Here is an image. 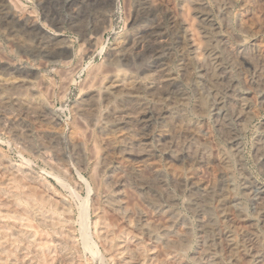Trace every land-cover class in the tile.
<instances>
[{"label":"bare ground","instance_id":"obj_1","mask_svg":"<svg viewBox=\"0 0 264 264\" xmlns=\"http://www.w3.org/2000/svg\"><path fill=\"white\" fill-rule=\"evenodd\" d=\"M14 1L0 0V19L12 20L30 30L35 24L34 18L31 17L33 13L22 11ZM117 1L114 0L110 10L103 12L102 26L97 32H87L88 24L76 21V18L72 19L71 23L75 30L83 31L82 43L86 47L84 55L90 54L97 46L99 32L106 29L110 19L117 13ZM209 1L216 5L215 9L217 7L221 24L215 20L213 9L211 10L207 5L208 0H176L175 7L181 12L187 10L191 16L190 21L180 18L179 24L183 28L182 37L184 35L186 45L193 55L188 61L197 72L196 81L200 86L199 108L206 110L214 119L212 122L215 123L225 143V149L219 147L207 129L204 131L186 123L183 117L175 116L168 110L155 113L142 108L140 103L143 97L155 99L156 94L160 97L170 91L172 81L168 78L161 80L156 94L154 89V91L149 90L143 93L139 87L134 86V83L133 85L124 82L122 84V81L117 79L115 69L109 70L106 75L109 79L108 84L102 85L104 81H101L102 76L100 80L91 78L88 83L85 82L88 88L91 86L90 90H87L86 100L84 99L85 102L88 99L87 104L83 101L87 110L76 111L74 122L67 125L68 128L65 131H62L63 125L58 116L50 113L48 105L39 106L37 109L36 106H30V103L23 105L22 114L24 118L34 122L35 127L26 125L20 128L12 119V111L10 113L8 109L9 103L0 99L2 101L0 120L5 122L0 125V128L9 135H15L18 143L26 149L29 148L32 128L44 136L41 143L38 139L36 142L40 143L38 148L42 154H50L51 159L47 160V163L57 174L56 181L62 183L65 172H69L72 168L83 172L90 161L94 162L90 183H86L88 201L87 199L85 201L88 204L80 203L82 206H79L77 224L83 240L82 246L90 253L95 264L103 263L93 241L98 249L105 252L111 264H264V186L249 178L244 172L242 157L244 130L251 124L257 107H264V25L252 7L253 4L251 5L252 0ZM162 3L164 4V0H139L136 7L134 6L135 17L129 24L132 28L138 13L145 21L139 29L130 32L132 36L142 33L143 37L146 35L150 42L151 39L159 41L165 35ZM74 5L72 2L69 9L72 10ZM236 5L239 7L238 29L241 30L242 36L245 35L251 39L249 49L245 48L241 36L232 31L229 25L230 10ZM72 15L75 16V14ZM97 21L98 17L96 18L95 15L91 23L94 24ZM5 26L1 25V38L17 49L30 50L36 55L50 57L54 54L65 57L70 53L71 44L65 41L60 33H52L40 26L41 35L36 36L32 42L27 40L28 42L25 43L13 28ZM121 40L118 37L115 38L111 46L114 54L122 52L124 45L128 43V40L127 42L124 39ZM114 54L113 56L116 55ZM4 58L5 56L2 59ZM114 58L116 60V57ZM188 58L189 56L186 59ZM64 76L62 87H65L69 81L67 77L69 75ZM3 77L0 76V89L10 85H31L41 94L52 91L54 84L52 80V82L49 80L50 78L45 77L39 78L37 82L19 76L10 79ZM97 98L104 107L113 104L115 108L98 111L97 108L100 106L97 108L95 106ZM47 104L50 105L49 102ZM262 130L263 133H260L261 135L255 140L254 155L258 165L264 167V124ZM90 142L94 147L90 146V148L95 150H93L94 153L92 151L89 154L90 150L88 148L87 151V146ZM210 149L212 153L209 152ZM231 160L241 171L244 180L243 185L241 184V192L244 196H249L254 204H252L253 215L246 213L242 199L235 193ZM61 177H63L62 181ZM9 181L14 185L12 179ZM16 186L13 188V190L16 189L15 193L20 185ZM21 189L19 187V190ZM73 193L75 192L71 194ZM127 195L132 199H130L132 201L130 205L125 200ZM40 196L37 200L30 198L33 202L29 203V209L39 216L40 223H44L45 226L48 223L60 229L55 238V241L60 243L59 246L68 243L71 232L74 230L70 210L68 211L67 206L60 201L50 203L45 197ZM74 198L76 199L75 196ZM14 199L11 200H18V198ZM12 205L11 207H14L15 204ZM181 205L190 214L194 223H191L186 212L182 211ZM47 207L48 210L45 209ZM44 209L49 212V214L47 212L48 215L44 214ZM106 214L111 215V220L107 219ZM13 216L14 214L11 217ZM22 218L19 214L14 217L18 227L12 229L11 235L10 228L7 229L10 236L27 235L29 238L28 234L32 232L29 230L32 228L29 221L30 227L27 222L26 225L23 223ZM19 220L22 221L20 225ZM115 221L122 222L125 228L117 230ZM3 232L4 235L5 232ZM4 241L1 242L4 244ZM33 242L36 243L34 240ZM36 245L34 244V247ZM37 247L41 249L39 245ZM2 248L0 245V264L5 263L1 257L4 251ZM62 249H59L57 255L55 254L58 262L82 264L77 260L73 262L72 252ZM28 264H31V261Z\"/></svg>","mask_w":264,"mask_h":264},{"label":"rangeland","instance_id":"obj_2","mask_svg":"<svg viewBox=\"0 0 264 264\" xmlns=\"http://www.w3.org/2000/svg\"><path fill=\"white\" fill-rule=\"evenodd\" d=\"M165 1H166V4H165ZM175 1L176 0H164L165 5L162 3V8H163L162 10L165 15V21H164L165 26L163 28L164 30H166L164 32L165 35L162 38H160L159 41L156 39L152 40L150 38L151 40L149 42V39L145 34H144L145 37H143L142 33H138L136 36H132V33H130L132 30L139 29L142 26V23L145 21L143 16L138 13L137 14L138 16L136 15L135 23L132 24V28H131V25L129 24L132 21V19L135 17L134 16L135 7H136L135 5H137L139 0H128V1L118 0L116 3L117 13L110 19L109 21L110 23L107 25L106 29L103 30L102 32H99V36H98L99 39H98L97 46L95 47V49H93V51L90 54L84 55L86 54L85 53L86 47L82 43V36H83L82 32L83 31L75 30V27L71 23L72 19L76 18L77 19L76 21H80L81 23L88 24L89 28L87 29V32H97L100 30L102 26L101 22L103 21L101 20H102L103 12L110 10V8L114 4V0H37V1L35 0H15L14 3L16 2L15 4L16 5L18 4L17 7L19 6L20 7V8L18 7L19 9H21L22 11L24 10V12L31 11L30 14L33 13L31 14V17L32 19L34 18L33 19L35 22L34 26H32L31 29L29 30V29H26L20 23L18 25L16 22L12 20L6 19L5 21V19H0V28H1V25L3 26L6 25L5 27L7 28L9 27L13 28L19 34L22 41L27 43L28 41L32 42L36 36L41 35V29H40V26H41L52 33L62 34L65 41L71 44L70 45L71 50H70V53L65 57L60 54H54L51 57L45 56V55H38V54L36 55L34 54V52L32 53V51L30 50L17 49L16 47L4 41L0 36V43H1L0 44V55L4 54L2 57L0 56V76L2 77L5 76L3 77L5 79L15 78L19 76L21 78H24V79H27L33 82H37L39 81L38 80L39 78L42 79V77L43 78L45 77V78H50L49 80L50 81L52 80L53 82L52 81L51 82L54 83L52 86V91L50 90L51 92L49 91L48 93L45 92L41 94L40 92H37L35 88L31 85H18V86L10 85V86L0 89V99H3L4 101H7L9 103L8 109L10 113L12 111L11 116H12L13 121L17 123L18 127L20 128L26 125H30L33 127L34 122L32 123V121L28 120V118H24L25 116H23L22 114L23 105L30 103L29 104L30 106H33V107L36 106L35 108L37 109H39L38 108L39 106L41 107V106L48 105L50 113L55 115L56 117L58 116L57 118L60 119V122L63 125L62 131H65L68 128L69 124H71V122H74L76 111L87 110L85 109L86 108L85 105L87 104L88 99H87V102H85V100L88 94L87 90H90V87H91L90 86L88 88L86 86L88 81L91 78H96L100 80L103 77L101 81L104 80L105 82L102 81V85L108 84L109 79L107 78L106 75H108L109 70L115 69L117 72V79L122 81L121 82L122 84L134 83V86H137L136 88L139 87V89L143 93H146L147 91L153 90V89L155 90V94L158 93L156 90L159 88L161 80H166L168 78V80L172 81L171 89L168 92L169 94L167 93L168 95L167 94L160 95V97L156 94L155 95L156 100L152 98H148L146 96L143 97L140 103L142 108L149 109L151 111H154L155 113L168 110L174 113L175 116H179L181 118L183 117L184 122L192 124L193 126L201 130H204V131L205 129H207V131L210 132L211 135L214 137L219 147H222L223 149H225L226 148L225 143L220 137V134L217 128L215 127V123H213L214 119L210 115H208L206 110L199 108L200 107L199 105L200 86L198 84V81H196L198 79L197 72L195 71L194 66L189 65L190 62L188 61L191 59V56L193 55H192V51L190 50V48H188V46L186 45V42L184 40L185 39L184 35L182 37L183 28H181L179 24L180 18H183V19L185 18L190 21L191 16L189 15V12L187 10L183 12L177 10L175 7ZM72 2L75 5L72 7L73 9L70 10L69 5ZM251 2H252L251 5L253 4L252 7L255 9L260 22L261 23L263 22L262 24L264 25V5H263L264 1L263 0L262 1L252 0ZM212 3H213L212 1L208 0L207 5L211 10L213 9L212 11L215 13L214 14L215 20H217V22L221 24V21L219 20L221 18L218 15L217 7L215 9L216 5ZM238 12H239V7L237 5L231 8L230 16H229V19H230L229 25L232 31H234L237 35L241 36L240 38H242V42L245 48L249 49L251 39L245 37V35L242 36L243 34H241L242 33L241 30L238 29L239 28L238 23H237ZM72 14H75V16ZM94 14L96 15V18L98 17V21L93 24L91 23V20L95 16ZM138 22H139V25H138ZM32 30H34L35 32ZM124 35H126V37ZM116 36L120 38V40L122 39L121 41H123L124 39L125 42H127L128 40V43H129V44L126 43L124 45L123 47L124 51L122 50V52H120L122 54L115 53L117 56L111 50V46L114 43L115 38H117ZM143 38H146V39H143ZM154 40H156V42ZM129 45L130 46L132 45V46L130 47ZM113 54L115 56H113ZM4 56L7 61L5 60V58L2 59ZM188 56L189 58L186 59ZM113 57H116V60L115 58L113 59ZM112 60L114 61L112 62ZM184 70L188 72L186 73ZM63 72L69 75L67 76L69 77V81L67 82V85L65 87H62L63 86L62 83H64V79H65V76H64L65 74H63ZM84 78H86V80ZM105 79H108V80H105ZM54 86L56 87V90H54L55 89ZM9 87L11 88L9 89ZM32 87H33V90L31 89ZM59 91L60 92L62 91V92L60 93ZM82 96L83 97L86 96V97L83 98ZM97 99H95V103H96L95 106L96 108L97 106L101 107V108L100 107L97 108L98 111H107V110L115 108L113 107L114 106L113 104L110 106L104 107L103 104L100 102V100L99 99L97 100ZM23 101L25 102L23 103ZM1 102L2 101H0V103ZM48 102L50 103V105L47 104ZM20 109H21V112H20ZM4 123L5 122L1 119L0 125ZM250 123L251 124L246 126L244 130L245 133H243V136H242V142H243L242 143V157H243V167H244L243 170L248 175L249 178H251L252 180L264 186V167L261 165H258V163L256 162L257 160L254 155L255 140L258 136H260L263 133L262 127L264 124V107H257V109L255 110L254 117L252 118ZM31 132L32 134L30 133V139H29L30 142L28 143V146L30 149L29 148L26 149L18 143V140L15 135L10 134L11 135V138H10V135L8 134V132L3 131L0 128V166H1L0 167V197H1L0 198V212H1L0 213V243L6 240L4 241V244L3 243L0 244L3 247L2 249L4 250L2 252L1 257L3 258V261L6 264H26V263L28 264V262L30 261H31V264H47V263L48 264H62V262H58L57 258L55 259V257L59 249L61 250L63 248L62 250L66 252L67 251L72 252L71 253L73 256L72 261L77 260L81 262L82 264H95L92 257L90 256V253L82 246L83 240H82V237L80 236L81 235L80 227L77 224L78 217H79V209L82 206L81 204L83 203L84 205V202H86L85 199H87L88 185H86V183H90V179L92 175L91 171H92V168L94 167V162L90 161L87 165V168L83 172H79L75 168H72L69 172H65L64 174L65 179L63 180V177H61L62 178L61 181L63 180L65 183L64 182L59 183L58 181H56V177H55L57 176V174L51 168L49 163H47V160L50 161L51 159L50 154H47V155L45 154L46 157L48 156L46 158L45 155L42 154L38 148L40 147L41 139L43 140L44 136H41V134H39V132L35 128H32ZM12 136H15V137H12ZM37 139L40 142V143L38 142L39 144H37L36 142ZM31 141H34V142L31 143ZM30 146L33 147V149ZM90 146L93 147V144L91 142L87 146V151H88V148L90 150L88 151L89 154L90 152L92 153V151L95 150V149H92V147L90 148ZM21 148L24 150H22ZM209 152L212 153V150L210 149ZM231 163H232V170L234 173L233 181H234L235 193H237L239 197L242 199V202L245 206L244 208L246 210V213L248 215H253L254 213L253 205L254 204L252 203L249 196L248 197L244 196L243 192H241L242 191L241 184L243 185V181H244L241 171L233 163V160H231ZM238 170L240 173L238 172ZM19 171L20 172L22 171L21 172L22 174ZM12 175H15V176H12ZM10 179H12L14 185L11 183V181H9ZM14 179L15 180L17 179V180L15 181ZM83 181H85V183ZM9 184H11L13 187H11ZM6 185H9V186L6 187ZM16 185H20V186H18V189L15 193L16 189L13 190V188H16L17 187ZM78 186L79 188H77ZM19 187L22 188L21 190L23 191L19 190ZM7 190L8 192H6ZM71 191L75 193L71 194L72 193ZM11 193H12V197H11ZM13 193H15L18 196H16ZM240 193L242 194V196ZM39 196L45 197L50 203L55 202V201H60L67 206L68 211L70 210L69 214L71 215V218H72V224H73L74 230L71 232V239L68 243H64L59 246L60 243L55 241V238L58 236L60 229L56 227H52V225L51 224L49 225L48 223H47L48 225L46 224V226L44 223H40L41 221L38 220L39 216L34 214L29 209L30 208L29 203L33 202L30 200V198L32 199L35 198L34 200H37ZM74 196L76 197V199L74 198ZM9 198L11 199L18 198L20 202L18 203V200L14 201L16 199L11 200ZM80 199H81V202H80ZM130 199H131V196L130 197L129 195L125 196V200L128 202L129 205H130V202H132L131 201L132 199L131 200ZM13 201L14 203H12ZM15 202H17L18 204ZM20 203L22 205H20ZM86 203L88 204V202ZM12 204H15L14 207H11L13 206ZM48 207L45 209L48 210L49 209ZM45 209L43 212L44 214L48 215L49 212ZM181 209L183 212L184 211L186 212L184 213L188 216V218L190 219V222L194 223L193 219H191L190 217V214L182 208V205H181ZM25 210L27 211L29 210V211L27 212ZM25 213H28V214H25ZM13 214L14 216L12 218L11 216ZM15 214L16 215L19 214L21 218L22 217L25 218V220L24 218H22L23 223L25 225H26V222L28 226L30 223L31 227L30 226L29 227L32 229L28 227V230L30 229L29 231L30 232L32 231V232L29 233L27 231V234L29 233L28 237L31 240L27 238V235H24V237L23 235L16 236L14 234L13 236H10L11 235L10 233L13 231L12 229H15V227L16 228L18 227L17 225L18 222L16 219H14V217H16ZM26 217H28L29 219ZM106 217L109 220H111L112 218L110 214H106ZM21 222L22 221L19 222V225ZM114 223L116 226H118L117 230L125 228L124 227L125 225L122 224V222L120 221L119 222L115 221ZM40 224H42L44 227ZM7 229H9L10 232L7 231ZM3 230L7 235L3 232ZM2 232L4 233V235L2 234ZM8 232L10 235L8 234ZM31 234L32 236H30ZM33 240L36 243H34ZM41 240H42V243H41ZM93 242L96 246L97 252H99L98 254L100 255V259L102 260V263L111 264L110 262L111 260H109L105 252H103L100 248L98 249L95 241ZM29 244H31V246ZM34 244L39 245L41 249L39 250L37 245L36 247H34ZM55 248L56 249L58 248V249L56 250ZM35 250L38 251V253ZM5 258L7 259L5 260Z\"/></svg>","mask_w":264,"mask_h":264}]
</instances>
